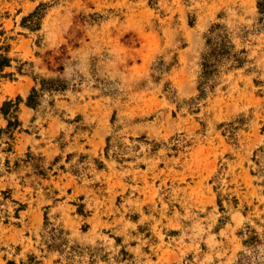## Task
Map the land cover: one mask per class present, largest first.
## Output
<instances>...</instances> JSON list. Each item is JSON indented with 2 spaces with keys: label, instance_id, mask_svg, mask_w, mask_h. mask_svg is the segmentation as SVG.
<instances>
[{
  "label": "rangeland",
  "instance_id": "obj_1",
  "mask_svg": "<svg viewBox=\"0 0 264 264\" xmlns=\"http://www.w3.org/2000/svg\"><path fill=\"white\" fill-rule=\"evenodd\" d=\"M257 1L157 0L152 7L148 0H0V46H10L15 60L32 63L35 74L69 82V89L54 97L57 116L22 104L24 129L35 119L38 133L18 134L12 154L0 148V159L10 158L12 168L0 178V200L8 191L28 205L20 221L12 219L18 225L0 224V264H20L30 254L43 264H65L57 262V254L40 251L48 206L52 222L62 224L81 245H102L110 264H237L245 250L238 231L246 223L260 232L264 226V179L251 173L253 154L264 145V73L259 87L252 80L256 75L244 70L221 75L215 97L200 113L189 114L162 97L163 86L153 82L151 69L159 57L171 61L177 56L179 67L169 79L181 99L195 96L205 32L222 12L232 27L253 24ZM42 2L50 6L41 30L22 28V18ZM251 57L264 72V36L256 40ZM18 65L15 61L7 72ZM101 80L115 83L119 97L101 94ZM34 86L29 75L0 79V108L18 96L26 99ZM115 112L120 128L113 142L119 138L139 146L123 163L105 155L107 138L115 135ZM241 115L234 146L217 127ZM77 116L89 131L67 123ZM5 125L0 116V127ZM62 133L68 141L64 151L58 145ZM141 136L180 140L152 152L151 145L132 142ZM29 151L45 160L21 162L17 170L16 162ZM69 154L72 163L81 154L90 156L91 178L59 170L70 166ZM56 158L60 161L47 179L35 174V162L49 167ZM96 159L106 169L97 170ZM218 173L221 187L215 190ZM220 199L228 220L219 227ZM77 204L85 206L86 217L77 214ZM122 249L129 257L119 263Z\"/></svg>",
  "mask_w": 264,
  "mask_h": 264
},
{
  "label": "trees",
  "instance_id": "obj_2",
  "mask_svg": "<svg viewBox=\"0 0 264 264\" xmlns=\"http://www.w3.org/2000/svg\"><path fill=\"white\" fill-rule=\"evenodd\" d=\"M149 4L153 7L157 4V0H148ZM258 18L253 24L238 23L235 27L230 26L227 22L223 21V17L226 16V12H222L218 15V21L211 24L209 29L204 34L205 46L200 56L199 68L200 73L197 81V94L188 99H181L179 97L176 86L169 78L173 72L178 69L179 62L177 56L167 61L163 57H159L152 66L151 78L157 85L162 84V97L175 105L178 111L186 109L189 114H198L203 108H205L209 101L212 100L219 86L218 78L221 75L228 74L230 72L244 70L246 74L256 75L252 79L257 87L263 84L260 80L263 70L258 67L255 59L251 57L252 47L256 45V40L264 36V0L257 1ZM49 4L40 3L36 9L24 16L21 20V27L31 32H38L41 30L42 22L47 14ZM189 26L195 27L194 18H189ZM18 61L19 65L16 67L15 72H7L8 69L13 67V63ZM32 63L21 60H15L10 56V46H0V79H8L15 81L16 75H29L35 81L36 86L32 88L26 99L18 96L15 100H8L3 103L0 108V116L6 121L4 127H0V148L3 153H14V147L16 137L18 134L25 132L28 134L38 133L39 126L35 124L36 120L32 121L28 129H24L22 120L20 119V106L24 104L26 107L32 109L37 114H51L57 116L59 110L56 106V100L54 97L57 94H63L69 89V82H66L60 78H44L33 72ZM147 82V81H146ZM100 93L104 96L113 98L119 97L122 92L115 83L101 80V85L98 86ZM259 94L262 93L260 90ZM261 95V94H260ZM50 98L48 105H44L46 98ZM114 113L112 118L113 125H116V116ZM244 116L241 115L236 119L223 122L218 125V130L227 139L229 144L237 146L239 142V131H241V125H243ZM82 117L77 116L76 119L67 121L68 124H79L77 130L89 131V127L82 124ZM205 124H203V127ZM120 126H115V135L107 138L106 157H112L118 163L128 161L130 153L139 150V146L127 145L126 143L119 141L113 142ZM132 142H138L145 145H151L152 152L159 150L161 146L178 142L179 136H175L169 139L168 142L149 141L146 136L139 138H131ZM58 145L61 151H64L68 145L65 133H62L58 139ZM253 161L256 169L251 173L256 178L264 179V145L259 147L254 152ZM67 163L70 166L67 168L65 165L59 166V170L65 173H70L73 176L82 179L91 178L90 175V162L88 161L89 155H80L78 162L72 163V154L67 156ZM36 157L29 151L26 154V159H20L16 162V169L21 168V162L30 163L33 162ZM133 159V158H132ZM45 160L43 157L36 158V161ZM60 161L56 158L54 163L49 167L41 165L38 162L33 164L35 174L42 179H47L49 172L53 170L56 163ZM97 170L106 169V165L101 160H94ZM10 158H6L5 163L0 159V178L4 177L6 173H9L12 168L10 166ZM220 173H218L214 179L215 190L220 189ZM264 186V180L261 183ZM32 186L37 188L35 182ZM3 200H0V224H13L18 225L19 222H13L12 219L18 221L21 220V212L25 211L28 207L26 203L15 200L8 191H3ZM59 201L58 199L55 202ZM220 211L222 216L219 218V227L224 226L227 223L228 216L226 215V209L219 200ZM77 214L86 217L85 206L83 204H77ZM48 206L45 212V222L41 234V248L40 251L44 254H57L59 256L57 262H64L65 264H99L100 262L110 264L111 257L109 252L105 250L102 245L98 246H84L75 242L71 233L62 224H57L51 221L49 217ZM238 236L242 239L245 250L239 254L237 264H264V226L262 231L256 230L251 224L246 223L245 226L238 231ZM117 243L120 242L119 238H114ZM121 255L124 258H120L117 261L119 263L128 259L129 253L122 249ZM120 255V256H121ZM115 259V258H114ZM11 264H17L16 262H9ZM20 264H43V261L35 254L27 256L26 260H21Z\"/></svg>",
  "mask_w": 264,
  "mask_h": 264
}]
</instances>
